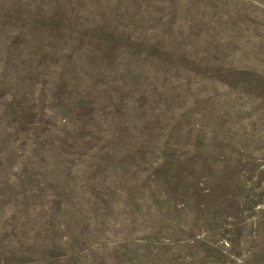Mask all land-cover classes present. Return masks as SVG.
<instances>
[{"label":"rangeland","instance_id":"1","mask_svg":"<svg viewBox=\"0 0 264 264\" xmlns=\"http://www.w3.org/2000/svg\"><path fill=\"white\" fill-rule=\"evenodd\" d=\"M0 24V264H264V0Z\"/></svg>","mask_w":264,"mask_h":264},{"label":"trees","instance_id":"2","mask_svg":"<svg viewBox=\"0 0 264 264\" xmlns=\"http://www.w3.org/2000/svg\"><path fill=\"white\" fill-rule=\"evenodd\" d=\"M0 26H2V24H0Z\"/></svg>","mask_w":264,"mask_h":264}]
</instances>
